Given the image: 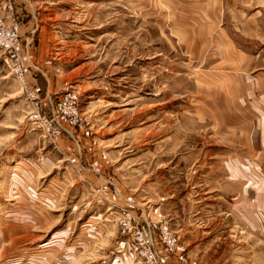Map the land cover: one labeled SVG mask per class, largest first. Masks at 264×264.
Returning <instances> with one entry per match:
<instances>
[{"label": "rangeland", "instance_id": "rangeland-1", "mask_svg": "<svg viewBox=\"0 0 264 264\" xmlns=\"http://www.w3.org/2000/svg\"><path fill=\"white\" fill-rule=\"evenodd\" d=\"M10 9L38 98L0 62V264H146L136 231L176 238L168 264H264V0ZM72 93L71 137L52 108Z\"/></svg>", "mask_w": 264, "mask_h": 264}, {"label": "built area", "instance_id": "built-area-1", "mask_svg": "<svg viewBox=\"0 0 264 264\" xmlns=\"http://www.w3.org/2000/svg\"><path fill=\"white\" fill-rule=\"evenodd\" d=\"M11 14V26L6 28L5 23L2 18H0V62H2L7 68L14 74L20 86L26 89V98L33 104L37 105V94L28 90L26 87V80L24 78L20 57L17 51L18 41H19V25L14 18V13L10 9ZM37 107V106H36ZM56 109V110H55ZM78 97L75 93L67 94L58 101L55 107L52 108V119L53 121L69 136L72 137V133L63 128L69 126V128L74 127L81 121L80 112L78 110ZM44 122H46L43 117ZM51 121L49 122V126ZM63 123V124H61ZM123 229H128L126 221H122ZM164 243H165V255H160L156 250V241L149 237L145 240L144 235L136 231L133 233V247L145 259L146 264H168L170 255L175 252V247L177 246L176 238L167 234L163 231ZM155 241V242H154ZM156 243V244H155ZM155 246V247H154ZM174 264H189L186 259L177 254V258Z\"/></svg>", "mask_w": 264, "mask_h": 264}, {"label": "crops", "instance_id": "crops-1", "mask_svg": "<svg viewBox=\"0 0 264 264\" xmlns=\"http://www.w3.org/2000/svg\"><path fill=\"white\" fill-rule=\"evenodd\" d=\"M30 69H33V70H35V71H38V72H40L41 73V75L43 76V78H45L47 81H48V79H47V76H46V74L43 72V71H41V70H36L35 68H34V65L32 64V62L30 61ZM48 83V82H47ZM252 93L253 94H255V91L253 90L252 91ZM251 93V94H252ZM256 95V94H255ZM264 98V97H263ZM224 104V103H223ZM222 106V105H221ZM221 108V107H220ZM253 108V115H252V117H253V119H257L258 118V120H256V121H254L253 120V122H252V124H253V128H255L256 129V131H257V129H259V128H262L261 127V125H262V119L261 118H263L264 119V105H261L259 102L257 103V104H254V106L252 107ZM262 114V115H261ZM257 115V116H256ZM259 115H261V116H259ZM260 118V119H259ZM263 142H264V140H263Z\"/></svg>", "mask_w": 264, "mask_h": 264}]
</instances>
